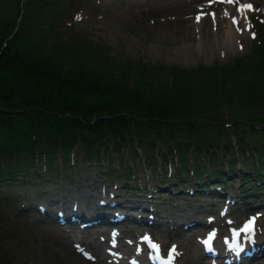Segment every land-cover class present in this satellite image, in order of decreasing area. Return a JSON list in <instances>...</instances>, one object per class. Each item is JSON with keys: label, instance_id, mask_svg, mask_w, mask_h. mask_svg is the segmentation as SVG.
<instances>
[{"label": "trees", "instance_id": "obj_1", "mask_svg": "<svg viewBox=\"0 0 264 264\" xmlns=\"http://www.w3.org/2000/svg\"><path fill=\"white\" fill-rule=\"evenodd\" d=\"M53 1L0 0V185L24 186L39 164L49 174L54 161L69 163L74 153L105 161L128 147L129 157L140 149L152 164L160 144L159 157L176 162L173 183L160 186L165 193L188 182L196 193L217 194L212 188L234 181L245 202L264 192V139L228 145L217 138L230 118L247 121L222 119L228 110L264 112V44L250 64L223 69L124 63L83 35L71 37L73 28L61 30L50 14L64 21L72 12ZM256 28L264 36V25ZM241 74L252 78L228 86Z\"/></svg>", "mask_w": 264, "mask_h": 264}, {"label": "rangeland", "instance_id": "obj_2", "mask_svg": "<svg viewBox=\"0 0 264 264\" xmlns=\"http://www.w3.org/2000/svg\"><path fill=\"white\" fill-rule=\"evenodd\" d=\"M82 1L55 0L52 6L53 8L60 7L62 9H58L72 12L75 15L67 21L74 29L69 33H74L71 37L79 38L83 35L98 46L104 55L124 63H143L147 66L160 67L161 70L170 66L193 71L202 66H216L223 69L225 64H233L237 60L244 64H250L260 56L257 42H260L261 45L264 44V36H261L257 30V40L253 44V40L256 38L254 37L253 22H264V0H248V2L243 0L241 4L236 2L235 10L244 6L247 11L244 12L245 16L241 17L240 24L236 29L240 35L239 39L229 45L221 43V36L218 35L216 29L217 27L224 29L225 25L228 24L226 20L218 21L217 25L211 21H204L202 29L197 27L192 29V33L187 32L184 37H172L161 32L159 27L156 30L144 28L138 31L132 26L129 17L132 11L129 12V9L133 7V10L137 11L139 8H144L143 0H87L80 6ZM151 1L152 4L148 5L147 8L152 9V6L156 5L166 6L165 1L167 0ZM211 2L213 0H204L203 4ZM213 10L223 12V10L227 11L228 8L222 9L219 6ZM146 14L149 15V13ZM50 17V20L53 19V22L61 29L68 28V25L61 20L60 13H52ZM119 17L122 19L121 23L118 22ZM230 18L234 19L235 14ZM187 24L189 23L187 22ZM200 30L204 37L200 35ZM251 78L247 74H241L235 80H230L228 86H234L241 80H251ZM228 112L230 113L223 116L222 119L235 115L239 118H247V121L230 118L228 125L223 126L225 130L217 129L219 144L231 145L234 140L240 143L264 139V112L262 110L240 111L238 109L237 111L230 109ZM251 116L253 118H250ZM254 117H258V119L256 118V120ZM250 127L257 130L256 135L250 130ZM231 140H233L232 143ZM157 146L152 164H148V161L144 160L140 154V149L134 157H129L128 147L123 148L122 153L108 156L105 161L89 162L74 153L69 159V163H65L61 159L54 161L53 171L49 174L45 172L43 164H39L37 170L34 171V178L28 175L26 177L28 180L25 179L24 186L20 185L18 180L13 181L8 187L0 185V259L9 260L6 261V264H36L34 258L45 248L36 236L41 230H44L43 234L46 236L49 234L50 236H59L60 233L55 232L54 228L64 229L78 236L85 233H95L100 238L103 249L108 248L107 246L111 244L115 251L119 250V247L125 248L127 243L138 241L142 234H151L153 237L158 235L157 232L162 231L163 226H160V230H157L159 227L152 230L150 226H144L142 221H136L137 214H142L139 210L121 209L120 207L114 209L118 203H124L127 206L138 205L143 201L147 203L149 196L154 195L156 188L161 185L169 186L173 183V176L170 177V174H174L176 162L172 159L173 163H166L167 158L159 157L162 152V145ZM103 168L106 169L105 173ZM127 168H130L132 172L134 171L135 175L124 174L125 177H121L120 171L126 172ZM124 185H126V189L120 188ZM237 190L238 181H234L232 192L238 197ZM177 191L181 193L176 194ZM185 191L187 190L179 188L171 194H158L159 198L155 200L167 203L165 210L160 209V214H164L165 217L163 219L158 217V220H170L172 217L175 219L174 223L176 221L180 224L186 223L208 214L209 212L205 207L214 210V208L226 206L225 203L220 204L212 201L209 197L195 199ZM259 196L261 199L256 204L264 202V192L260 193ZM78 203L82 206L80 210L77 209ZM96 205H102L105 210L98 214H88L87 212L90 213L91 211L86 210ZM161 205L163 207L164 204ZM242 206L240 205L238 208ZM47 210L49 211L47 212ZM68 212L71 213V217L73 216L72 213L80 214L83 217L79 221L76 220L74 224L71 218L68 219L66 216ZM260 213L262 216L256 215V221L258 231H261L263 235V239L259 240H264V210H260ZM144 214L150 216L148 213ZM181 218L184 220L181 221ZM231 219L236 221L237 216ZM240 219L247 220L248 217L245 216L244 218L241 215ZM94 220L98 224H95ZM87 221H91L95 226L81 231L78 227ZM175 224L177 225L176 232L185 233L186 229H181L184 227L179 223ZM170 230L168 228V232ZM48 236H42L46 239L47 245H49L50 240ZM170 236L179 238L181 248L186 250L198 244L195 243V236L191 238L189 234H186L185 238H180L179 234ZM172 238L166 239L161 236L156 241H167ZM259 243L260 246L264 245L262 242ZM130 248L139 249L134 245ZM200 248L203 249L202 245ZM80 249L86 250V247L80 246ZM261 251L257 257L244 264L258 263L259 259L264 257V247ZM145 254L147 255V253ZM134 255L129 251L128 257L121 258L122 262L117 260L115 264L139 262ZM48 258L49 264H67L62 253L54 256L49 255ZM135 259L137 262L134 261Z\"/></svg>", "mask_w": 264, "mask_h": 264}, {"label": "bare ground", "instance_id": "obj_3", "mask_svg": "<svg viewBox=\"0 0 264 264\" xmlns=\"http://www.w3.org/2000/svg\"><path fill=\"white\" fill-rule=\"evenodd\" d=\"M242 1L243 0H225L221 4L215 2L210 4H206V3L203 4L204 0H167L165 1L166 6L156 5V6H152L153 8L150 9L147 8V6L151 5L152 1L143 0V3L145 5L144 8L142 9L139 8L137 11H134L133 7L130 8L129 12L130 11L132 12L130 13L129 17L131 19L132 26H134V28L138 31L144 28L156 30L159 27L162 30L161 32H165L167 35H170L172 37L173 36L184 37L187 32L192 33V29H196L197 27H200V29H202L204 21H211L217 25L218 21L226 20L228 21V24L225 25L224 29L222 27H217L216 29L218 35L221 36V43L223 42L224 45H229V44H233L232 42L236 41V39H239L240 37L236 29L240 24L241 17L244 15V12H246L247 9H245L244 6H241L238 10H235L234 4L236 2H239L241 4ZM245 1L248 2V0ZM219 6H221L222 9H224V7L225 8L227 7L228 10L227 11L223 10V12L221 11L213 12L214 11L213 9L218 8ZM146 13H149V15ZM141 14L142 15L146 14V15L142 16ZM233 14H235V18L231 19L230 17ZM121 20L122 19H120L119 17L118 22L120 21L121 23ZM187 22L189 24H187ZM200 35L203 36V32L201 30H200ZM81 208H82L81 205L77 206L78 210H80ZM72 215L73 216L71 217L70 212L66 214L68 219L71 218L74 224L76 223V220L79 221V219H81L82 217L80 214H76V213H72ZM184 218H181V221H183ZM199 225L201 224L200 223L197 224L196 227H198ZM252 230L253 232L251 233L252 235H255V238H258V240L261 238L263 239L262 236L256 237L258 235V232L257 233L255 232L256 231L255 227ZM54 231L59 232L60 235L59 236L58 235L50 236V234L49 236L47 235L48 238L50 239L48 242L49 245H47L46 239L44 238L47 237L45 234H43L44 230H41L39 234L36 236L38 240L40 239L41 242L40 244L42 246L44 245L45 247L34 258V262L36 264H49L48 256L49 255L54 256L58 253H62L67 264H115L117 260H119V262H122L121 258L128 257L129 251L134 253L136 259L139 260V262L135 260L137 264H147L148 261V258L146 257L147 255L144 253V249L141 248L144 246V244H140L138 241L127 243L124 246L125 248L119 247L118 248L119 250L115 251L113 250L115 248L112 247L111 244L107 246L108 248L103 249V246L100 242V238L97 237L95 233H85V234L83 233L84 235L78 236L75 235L74 233L71 234L70 231L60 228H54ZM81 231H85V229H81ZM193 236H196V233H193L191 238ZM259 242L264 243L263 240H259ZM249 243H253L252 236L248 235V233L242 232L241 247H240L242 249L240 250V252H245L250 247ZM180 244H181V240L179 238H172L167 241L161 240L160 242L156 241V246L158 247H154V249H152V252L154 254L153 264H160L159 263L160 254H162L161 255L162 257L167 256L169 248L174 249V252L172 253L171 256L172 258H170L171 264H205L204 260H203L204 262L200 261L203 256V253L200 254L198 250L200 244H197L198 246L195 245V247L188 250L182 249ZM132 245H134L135 247L139 246V249L138 250H134V248L131 249L130 247ZM258 245L260 246V243ZM80 246H85L86 250L80 249ZM202 247L204 249L203 245ZM211 249H212L211 253L215 255V257L217 258L223 257L228 259V256L223 252L222 246H220V244L217 245L215 249L214 247L211 246ZM235 261L237 260L234 261L233 259L230 260L231 264H235L234 263ZM226 264H229L228 261L226 262Z\"/></svg>", "mask_w": 264, "mask_h": 264}, {"label": "snow or ice", "instance_id": "obj_4", "mask_svg": "<svg viewBox=\"0 0 264 264\" xmlns=\"http://www.w3.org/2000/svg\"><path fill=\"white\" fill-rule=\"evenodd\" d=\"M249 7H250V6H249ZM249 227H250V225H249ZM245 230L247 231L248 229H245ZM154 247H158V246H155V245H154Z\"/></svg>", "mask_w": 264, "mask_h": 264}]
</instances>
